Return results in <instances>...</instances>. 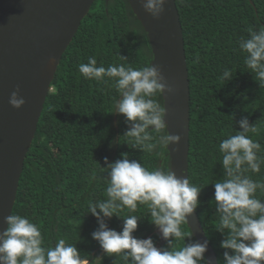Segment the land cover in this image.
<instances>
[{
  "label": "trees",
  "instance_id": "16d2710c",
  "mask_svg": "<svg viewBox=\"0 0 264 264\" xmlns=\"http://www.w3.org/2000/svg\"><path fill=\"white\" fill-rule=\"evenodd\" d=\"M190 91L188 178L218 264H264V0H175ZM127 0H94L62 54L2 264H206L172 191L162 97ZM153 125L157 127L152 128ZM139 233H144L136 238Z\"/></svg>",
  "mask_w": 264,
  "mask_h": 264
},
{
  "label": "water",
  "instance_id": "95a60500",
  "mask_svg": "<svg viewBox=\"0 0 264 264\" xmlns=\"http://www.w3.org/2000/svg\"><path fill=\"white\" fill-rule=\"evenodd\" d=\"M94 0H0V264L24 159L35 136L62 54ZM152 52L149 68L117 99L154 77L162 97L171 188L164 219L153 231L163 245L177 206L206 264L217 256L195 210L188 178L190 91L175 0H127ZM157 127L153 125L152 128ZM117 128V126H116Z\"/></svg>",
  "mask_w": 264,
  "mask_h": 264
},
{
  "label": "rangeland",
  "instance_id": "374dc122",
  "mask_svg": "<svg viewBox=\"0 0 264 264\" xmlns=\"http://www.w3.org/2000/svg\"><path fill=\"white\" fill-rule=\"evenodd\" d=\"M143 234H144V233H139L138 235H136V238L139 237L140 235H143ZM105 251H106V250L103 249L101 252H99V253L95 256L94 261H93V264L99 261L100 257L102 256V253H104ZM83 262H84V263H82V264H86V263H87L86 261H83Z\"/></svg>",
  "mask_w": 264,
  "mask_h": 264
},
{
  "label": "bare ground",
  "instance_id": "6f19581e",
  "mask_svg": "<svg viewBox=\"0 0 264 264\" xmlns=\"http://www.w3.org/2000/svg\"><path fill=\"white\" fill-rule=\"evenodd\" d=\"M82 263H84V262H81L80 264H82Z\"/></svg>",
  "mask_w": 264,
  "mask_h": 264
}]
</instances>
